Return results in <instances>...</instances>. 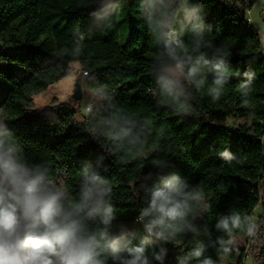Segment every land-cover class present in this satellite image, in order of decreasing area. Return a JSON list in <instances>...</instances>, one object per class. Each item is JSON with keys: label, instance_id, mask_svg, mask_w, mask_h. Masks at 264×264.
Segmentation results:
<instances>
[{"label": "trees", "instance_id": "16d2710c", "mask_svg": "<svg viewBox=\"0 0 264 264\" xmlns=\"http://www.w3.org/2000/svg\"><path fill=\"white\" fill-rule=\"evenodd\" d=\"M121 1L0 0V141L45 180L64 175L66 208L81 200L85 170L107 182L104 203L89 201L74 216L98 233L112 207L104 264H121L138 247L149 264H244L245 250L228 242L251 234L252 258L264 264V205L254 223L264 198V53L244 11L258 0H241L243 10L222 0H180L178 39L154 23L170 0H127L124 38L115 19ZM171 47L185 75L169 92L160 78L172 79L163 71L175 63ZM201 56V73L186 78ZM74 64L82 69L77 82L86 79L100 99L85 120L66 105L31 112L33 98L70 77ZM220 75L225 82L214 93ZM229 117L250 125L234 131L225 125ZM146 176L149 183L133 186ZM170 186L175 199L196 191L203 200L192 202L190 228L161 239L145 228L147 217L138 219L152 193ZM233 216L239 227H217Z\"/></svg>", "mask_w": 264, "mask_h": 264}, {"label": "clouds", "instance_id": "9594fccd", "mask_svg": "<svg viewBox=\"0 0 264 264\" xmlns=\"http://www.w3.org/2000/svg\"><path fill=\"white\" fill-rule=\"evenodd\" d=\"M154 23L163 26L162 20ZM176 47L183 45L178 43ZM176 47L167 48L168 56L175 63L163 68L172 79L160 78L169 92L173 80L185 75L184 62L178 58ZM206 64L202 56L196 58L188 68L186 78L199 75ZM224 82V76L220 75L214 81L217 87L213 92H217ZM13 152L12 146H5L0 141V264H104L100 257L109 246L108 226L114 218L112 207L105 209L100 219L104 227L98 233L74 216L89 201L104 203L111 192V188L105 186L107 182L85 170L81 200L66 208L60 199L62 193L52 182L18 162ZM174 191L171 186L168 191H154L148 206L140 213L141 220L148 218L147 231L161 239L174 238L177 233L190 228L188 216L193 211L192 202L203 200V194L196 191L175 199ZM230 226L239 227L240 217L223 218L217 225L226 231H230ZM194 255L198 257L200 252ZM119 259L121 264H149L142 247L136 248L130 258ZM204 264H212V261L205 260Z\"/></svg>", "mask_w": 264, "mask_h": 264}, {"label": "rangeland", "instance_id": "374dc122", "mask_svg": "<svg viewBox=\"0 0 264 264\" xmlns=\"http://www.w3.org/2000/svg\"><path fill=\"white\" fill-rule=\"evenodd\" d=\"M180 0H170L164 5L163 14L161 20L163 21V26L161 27L164 35L168 37H172L178 39L179 36L183 35L184 29L182 26V22L185 18V15L182 12L181 6L179 5ZM237 7L240 10H243L244 6L242 5L241 0H236ZM127 0H122L118 6L117 11L115 12V19L118 23L121 34L125 38L128 35L129 21L125 17V9ZM248 20L254 26L256 31L259 34L261 46L264 53V0H258L252 9H244ZM1 46V44H0ZM82 69L78 64H74L71 69L72 75L70 77H66L59 81L58 83L51 85L45 92L35 96L33 98V106L31 108V112H48L52 108L58 105H66L68 107L73 108L76 111V120L78 122H83L85 117H87L88 112L86 108L88 106H96L99 102V98L97 95L89 90L86 86V79L82 81V94L83 97L80 101H74L72 99V94L75 88V84L79 76H81ZM167 73V72H166ZM83 74V73H82ZM168 74V73H167ZM169 75V74H168ZM184 76H181L179 81L182 82ZM3 120L0 118V125H2ZM249 126V119H235L233 117H229L225 125L231 126ZM151 176H146L141 179H138L134 182V185H138L141 187L149 183ZM52 185L55 189L62 193V195H66L65 189V177L64 175H59L55 181L52 182ZM264 205V198L261 201L258 209L255 211L254 223H256L257 217L262 213V206ZM123 234H129V230L124 231ZM255 238L244 237L243 235H232L228 244L234 248L244 249L246 253V258L244 260V264H255L252 256H253V248L255 246ZM163 253L165 250L163 249Z\"/></svg>", "mask_w": 264, "mask_h": 264}, {"label": "built area", "instance_id": "2783aa9c", "mask_svg": "<svg viewBox=\"0 0 264 264\" xmlns=\"http://www.w3.org/2000/svg\"><path fill=\"white\" fill-rule=\"evenodd\" d=\"M222 1L225 2L228 5L237 4L236 0H222ZM83 76L87 77L88 76V72L87 71H83ZM91 108H92V106H88L86 108V111L89 112L91 110ZM262 125H264V122H262ZM231 128L234 131L237 130V126L236 125H232ZM261 140L264 143V136L262 137ZM138 221L142 222V220L140 218L138 219ZM252 237H253V235L251 234L250 238H252ZM245 258H246V256H245ZM168 264H183V263H182V259L181 258H178L176 260L173 259V258H170Z\"/></svg>", "mask_w": 264, "mask_h": 264}, {"label": "water", "instance_id": "95a60500", "mask_svg": "<svg viewBox=\"0 0 264 264\" xmlns=\"http://www.w3.org/2000/svg\"><path fill=\"white\" fill-rule=\"evenodd\" d=\"M83 97L82 94V83L81 82H76L75 88L72 94V99L74 101H80Z\"/></svg>", "mask_w": 264, "mask_h": 264}]
</instances>
